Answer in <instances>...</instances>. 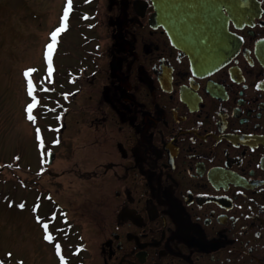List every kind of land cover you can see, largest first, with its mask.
I'll list each match as a JSON object with an SVG mask.
<instances>
[{
  "label": "flooded vegetation",
  "instance_id": "af4514ba",
  "mask_svg": "<svg viewBox=\"0 0 264 264\" xmlns=\"http://www.w3.org/2000/svg\"><path fill=\"white\" fill-rule=\"evenodd\" d=\"M75 1L59 17L89 6L94 35L55 78L60 262L264 264V0ZM71 174L98 183L90 222Z\"/></svg>",
  "mask_w": 264,
  "mask_h": 264
},
{
  "label": "rangeland",
  "instance_id": "374dc122",
  "mask_svg": "<svg viewBox=\"0 0 264 264\" xmlns=\"http://www.w3.org/2000/svg\"><path fill=\"white\" fill-rule=\"evenodd\" d=\"M62 2L0 0V261L3 264H60L56 254V206L53 203L56 166L66 168L69 162L60 159L56 164V112L52 102H44L46 91H39L40 80H44L49 68L45 54L53 31L63 25L57 34L56 53L49 56L48 62L59 75L64 73V67L79 65L76 55L84 51L86 40L94 35L89 6L79 10L76 16L59 17ZM101 30L95 28L97 36L102 35ZM29 69L34 71L28 72ZM71 76L65 75L66 79ZM29 80L33 84L31 95ZM48 93L52 97L53 93ZM42 102L49 104L43 110L39 108ZM29 104L35 105L30 113L34 120L28 118ZM75 120L74 116L68 119L70 133L75 129ZM70 133L65 135L66 143H69ZM75 136L72 147H78L77 169L93 168L99 162L92 160L93 149L85 148L88 136L83 132ZM50 153H55V157L52 164L47 165ZM64 153L61 148V158ZM89 155V161H83ZM61 180L65 184L61 185L60 198L69 202L72 197H78L73 205H78L79 216L90 222V208L101 194L98 183L83 181L74 174ZM48 193L54 198L52 201ZM47 233L49 241L45 240Z\"/></svg>",
  "mask_w": 264,
  "mask_h": 264
},
{
  "label": "snow or ice",
  "instance_id": "6c2138e0",
  "mask_svg": "<svg viewBox=\"0 0 264 264\" xmlns=\"http://www.w3.org/2000/svg\"><path fill=\"white\" fill-rule=\"evenodd\" d=\"M65 16H67V9H65ZM62 29H63V25H61V27H59V28H57L55 31H53L52 33H51V43L50 44H48L47 45V49H48V52H47V54L46 55H48V56H50V54H51V52H52V50H53V48H54V46H55V44H56V41H57V34L60 32V31H62ZM31 71H34L33 69H29L28 70V72H31ZM28 72H26L25 73V75L27 76L28 75ZM32 91H33V84H32V82H31V80H29V82H28V92H29V95H31L32 94ZM35 105L34 104H29L28 106H27V111L29 112V119H33L34 120V117L33 116H31V110H32V108L34 107ZM20 207H23V205H20ZM45 228L47 227V225H45L44 226ZM45 239H48V240H50L51 238L49 237V236H45ZM57 248H59V245H57L56 246ZM0 264H3V262L2 261H0Z\"/></svg>",
  "mask_w": 264,
  "mask_h": 264
},
{
  "label": "water",
  "instance_id": "95a60500",
  "mask_svg": "<svg viewBox=\"0 0 264 264\" xmlns=\"http://www.w3.org/2000/svg\"><path fill=\"white\" fill-rule=\"evenodd\" d=\"M53 158H54V154H51V155H50V159H49V161H48L49 164L52 162Z\"/></svg>",
  "mask_w": 264,
  "mask_h": 264
}]
</instances>
